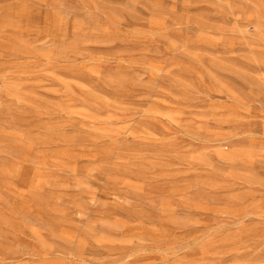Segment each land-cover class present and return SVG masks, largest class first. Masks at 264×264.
I'll list each match as a JSON object with an SVG mask.
<instances>
[{"label":"rangeland","instance_id":"1","mask_svg":"<svg viewBox=\"0 0 264 264\" xmlns=\"http://www.w3.org/2000/svg\"><path fill=\"white\" fill-rule=\"evenodd\" d=\"M0 264H264V0H0Z\"/></svg>","mask_w":264,"mask_h":264}]
</instances>
